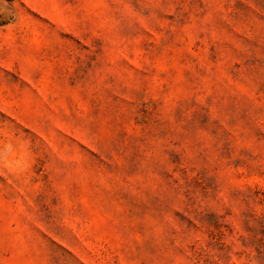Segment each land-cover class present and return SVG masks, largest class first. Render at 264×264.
Listing matches in <instances>:
<instances>
[{
  "label": "rangeland",
  "instance_id": "rangeland-1",
  "mask_svg": "<svg viewBox=\"0 0 264 264\" xmlns=\"http://www.w3.org/2000/svg\"><path fill=\"white\" fill-rule=\"evenodd\" d=\"M0 264H264V0H0Z\"/></svg>",
  "mask_w": 264,
  "mask_h": 264
}]
</instances>
